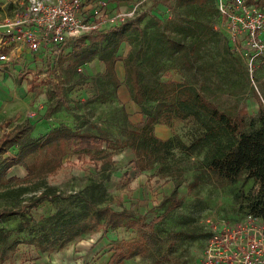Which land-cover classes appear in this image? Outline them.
<instances>
[{
  "label": "rangeland",
  "instance_id": "rangeland-1",
  "mask_svg": "<svg viewBox=\"0 0 264 264\" xmlns=\"http://www.w3.org/2000/svg\"><path fill=\"white\" fill-rule=\"evenodd\" d=\"M19 1V0H18ZM113 3V2H112ZM129 3V2H127ZM121 3V8L127 7ZM112 5H109V8ZM16 5L0 0V36L4 31L2 24L12 18L17 11ZM140 14L144 15L138 24V31L131 33L129 40L121 43L118 55L124 56L133 47L146 51L147 41L140 31L147 28L148 41L154 39L156 43L161 33H168L174 29L173 23L180 17L181 10L175 7L174 0H159L144 3ZM153 20V21H151ZM152 22V23H149ZM214 33L202 48V65L197 69L198 83H192L199 88L202 94L212 101L221 111L230 114L255 116L258 103L253 97V90L262 97L264 95V57H258L253 72H249L246 61L240 55L241 47L230 44L227 40L226 27L217 18V13L211 17ZM154 24L155 26H152ZM157 26V27H156ZM102 30V29H101ZM100 30V31H101ZM93 43V48H99L107 39L100 40L96 33L84 36ZM96 39H95V38ZM111 38V32L107 33ZM81 38V37H80ZM78 38V40L80 39ZM88 40V41H89ZM90 41L87 43L89 44ZM153 44V43H152ZM73 52L72 43L68 44L60 56L54 58L50 64L39 69H24L23 74L13 76L0 75L1 79L10 77L17 87L28 88L33 91V107L17 112L0 124V138L10 132L15 125L28 119L37 124V130L32 136H41L42 127L66 124L72 128H81L95 132V128L105 130L112 139H122L124 114L132 122H140L142 107H136L127 97V92L120 87L116 95L112 84L104 75L105 65L98 59L81 65L71 78L66 77L63 71L68 66L69 56ZM139 64V61H138ZM137 64L141 83L157 84L167 79L183 82L189 78L174 62L165 61L158 57L153 65L148 63ZM122 66L116 63L115 69L118 78L122 79ZM206 68V69H204ZM63 70V71H62ZM27 71V72H26ZM121 72V73H120ZM124 73V72H123ZM207 76L209 79L206 81ZM58 86L62 103L60 110L49 119L45 117L46 110L56 104L55 97L49 92ZM145 103L143 109L151 107ZM139 108V109H138ZM41 110L43 112H41ZM45 132V131H44ZM198 133L197 126L190 118L174 120L170 127L156 125L155 134L166 139L177 135L188 144ZM9 150L2 154L0 162L11 156ZM202 155L189 157L177 155L172 165L165 173H158V165L153 169L140 172L133 163L134 157L128 150H122L112 159L114 165L110 180L104 182V190L95 189L100 175L94 169L87 157H77L70 153L63 157L60 168L47 179V185L60 192L51 200H43L34 209H26L22 214H13L0 219V264H106L110 247L114 242L133 240L136 233L132 230L120 228L115 232H108L103 237L100 232L84 235L79 242L70 244L64 250H50L40 253L37 248L27 241L42 236L48 229L47 219L57 210L67 214L75 213L80 202L91 194H96L97 206L109 205L115 210L130 209L135 217L151 221L170 209L168 215L156 221L154 229L159 244L163 247L165 257L162 264H199L207 241V233L212 227L222 222H233L246 213L245 199L255 195L259 185L251 179L243 177L234 185L217 187L214 184L203 183L196 189L190 190L189 185L198 173V164ZM178 167V168H175ZM14 168V169H13ZM26 170L22 166L10 169L8 175L23 177ZM176 182H179L178 195L182 203L178 207L172 204H162V198L168 195ZM33 193L22 196L0 192V209H18L29 200ZM101 200V201H100ZM171 245L172 251H167ZM122 264H156L150 259L140 256ZM159 264V263H158Z\"/></svg>",
  "mask_w": 264,
  "mask_h": 264
},
{
  "label": "trees",
  "instance_id": "trees-1",
  "mask_svg": "<svg viewBox=\"0 0 264 264\" xmlns=\"http://www.w3.org/2000/svg\"><path fill=\"white\" fill-rule=\"evenodd\" d=\"M129 1L111 0L109 5L114 9ZM174 1L175 7L181 10L178 16L180 18L173 23L174 29L161 33L156 43L153 38L148 41V34L150 37L154 36V32L148 33V26L140 31L147 41V50L144 52L133 45L126 55L117 54L120 44L129 40L131 33L139 32L138 24L144 18L143 14L118 26L94 32L97 38L100 37L98 41L107 39L99 48H93V40L84 36L72 43L73 52L69 56L68 66L62 70L67 79L81 65L94 58L98 59L105 65L104 75L112 84L114 93L118 95V89L123 86L130 101L136 107H142V111L138 108V112L143 116V121L134 123L124 114L122 139H112L105 130L99 128L92 132L66 124L52 126L49 130L45 126L46 130L41 136L33 137L34 122L26 119L15 125L0 138V157L9 150L13 153L0 162V192L17 197L26 193L33 195L18 209L1 208L0 219L22 214L26 209L36 208L41 201L51 200L59 195L60 192L47 185V179L60 168L63 157L68 154L88 158L100 175L95 189L101 191V188L105 189L104 182L110 180L114 165L112 158L120 151L128 150L134 157V166L140 172L158 165L157 174L174 168L172 162L177 155H202L198 164L199 171L189 185L191 191L203 183L224 187L236 184L243 177L251 179L259 185L258 191L245 199L246 213L235 220L252 215L264 222V95L260 97L253 90V97L259 106L255 116L230 114L219 110L207 99L201 92L204 88L193 86L192 83L199 81L197 69L204 67L203 45L214 33L211 17L217 13L219 20L216 0ZM261 3L264 4V0ZM109 32L112 34L111 38L106 37ZM129 41L132 43V40ZM158 57L176 63L189 78L183 82H175L169 78L153 85L141 83L137 72L138 61L139 64L144 62L153 65ZM118 62L123 67L122 79L118 78L115 69ZM208 79L207 76L206 81ZM28 91L32 92L33 89L30 87ZM60 94L58 86L50 90L49 96L55 97L56 104L46 110L47 119L60 110L59 103L64 102ZM145 103H151L152 106L143 109ZM188 118L194 121L198 130L188 144L177 135L162 139L155 134L156 125L170 127L174 120ZM18 165L26 170L25 176L8 175L10 169ZM179 186V182H176L173 190L163 196L161 203L178 207L182 203V198L178 195ZM96 203V194H91L80 202L75 213L67 214L57 210L47 219V231L27 243L34 245L40 253H46L50 250H64L70 244L79 242L84 235L100 232V237H103L108 232L125 228L135 232L136 238L114 242L106 264H120L137 256L150 259L151 263L162 264L160 259L165 255L158 242L154 224L166 217L170 209L147 222L135 217L130 209L115 210L109 205L99 207ZM211 234V231L208 232L207 238ZM172 248L169 245L167 251L171 252Z\"/></svg>",
  "mask_w": 264,
  "mask_h": 264
},
{
  "label": "built area",
  "instance_id": "built-area-1",
  "mask_svg": "<svg viewBox=\"0 0 264 264\" xmlns=\"http://www.w3.org/2000/svg\"><path fill=\"white\" fill-rule=\"evenodd\" d=\"M18 8L2 24L0 70L13 76L39 69L61 55L81 36L118 26L140 15L144 3L130 0L124 9L109 8L110 0H5ZM228 42L253 72L264 57V4L261 0H216ZM121 8V7H120ZM27 72V71H26ZM199 264H264V222L245 215L212 227Z\"/></svg>",
  "mask_w": 264,
  "mask_h": 264
},
{
  "label": "crops",
  "instance_id": "crops-1",
  "mask_svg": "<svg viewBox=\"0 0 264 264\" xmlns=\"http://www.w3.org/2000/svg\"><path fill=\"white\" fill-rule=\"evenodd\" d=\"M119 68L121 69L122 73L121 72L120 73L123 76V67L119 66ZM5 74L6 76H9L4 71L0 70V75L3 76ZM6 76L5 78H2V79L0 77V124L4 120L13 116L17 112V110L23 111L25 109H29V111H31L30 109H35L36 107L40 108V106H38L37 103L33 107V103H32L33 94L32 93L27 92L23 87H17L14 81L10 77L6 78ZM123 89L127 92V90L124 87ZM127 97L129 98L128 94H127ZM41 112L43 111L41 110ZM140 121H143L142 115H141ZM37 126L38 125L35 124V129L33 130L32 133L36 132ZM41 130L44 132L46 130V127H42ZM128 261L130 260L123 261L120 264L124 262H128Z\"/></svg>",
  "mask_w": 264,
  "mask_h": 264
}]
</instances>
